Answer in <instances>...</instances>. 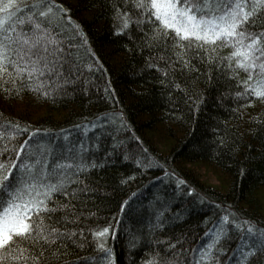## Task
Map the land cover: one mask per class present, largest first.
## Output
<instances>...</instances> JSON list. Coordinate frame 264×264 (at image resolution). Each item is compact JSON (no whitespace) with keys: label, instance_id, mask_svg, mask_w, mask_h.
Wrapping results in <instances>:
<instances>
[{"label":"snow or ice","instance_id":"1","mask_svg":"<svg viewBox=\"0 0 264 264\" xmlns=\"http://www.w3.org/2000/svg\"><path fill=\"white\" fill-rule=\"evenodd\" d=\"M116 4L115 32L130 33L134 27L143 33L138 47L150 53L146 67L155 68L168 87L183 91L182 85L195 74L228 88L243 85L237 97L264 98V0ZM68 12L58 0H0V92L28 89L47 97L66 94L64 85L82 77L88 83L85 69L93 68L87 55L91 50L84 49L83 30ZM222 47L230 49L224 56L216 52ZM117 115L103 112L69 131L37 128L0 113V264H87L89 259L100 261L99 253L111 252L105 243L110 226L97 224L93 209H99L94 201L98 185L106 180L102 172L121 147L114 142L105 148L107 137L99 129ZM92 129L97 131L88 135ZM123 158H128L126 153ZM156 216V227L163 229L168 218L163 211ZM204 223L207 230L191 249L182 245L186 233L178 240L164 236L143 264H176V257L181 264H222L225 252L223 264L264 260V228L253 221L229 212ZM90 243H95L96 256L64 258ZM103 261L106 264V256Z\"/></svg>","mask_w":264,"mask_h":264},{"label":"trees","instance_id":"2","mask_svg":"<svg viewBox=\"0 0 264 264\" xmlns=\"http://www.w3.org/2000/svg\"><path fill=\"white\" fill-rule=\"evenodd\" d=\"M58 2L82 28L84 49L91 50L87 55L93 68L85 69L88 83L82 77L64 85L66 94L47 97L28 89L0 92V113L37 128L69 131L97 114H118L99 129L107 137L105 148L114 142L121 147L102 172L106 180L98 185L94 201L99 209H93L95 222L110 226L105 243L111 252H101L100 261L89 259L87 264H104L105 256L106 264H143L164 236L178 240L186 233L182 245L191 249L207 230L205 219L218 221L229 212L264 228V98L237 97L243 85L228 88L195 74L182 85L183 91L170 88L155 68L146 67L150 53L138 47L143 33L134 27L130 33L115 32L116 0ZM229 51L216 49L221 56ZM203 71L212 75L207 67ZM244 76L241 71L240 79ZM199 168L212 172L216 182L203 178ZM157 211L169 220L163 229L156 227ZM180 247L178 243L176 249ZM97 254L90 243L64 258ZM227 255H221L222 264Z\"/></svg>","mask_w":264,"mask_h":264},{"label":"rangeland","instance_id":"3","mask_svg":"<svg viewBox=\"0 0 264 264\" xmlns=\"http://www.w3.org/2000/svg\"><path fill=\"white\" fill-rule=\"evenodd\" d=\"M200 168H202V167H200ZM200 168H199V169H200ZM200 175H201L203 178H205V179H207L208 181H210V182H216L213 173L210 172V171H207V170L203 171V169H200Z\"/></svg>","mask_w":264,"mask_h":264}]
</instances>
